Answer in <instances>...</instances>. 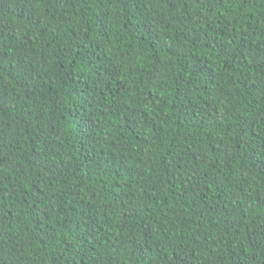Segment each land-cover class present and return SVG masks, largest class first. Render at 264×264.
<instances>
[{
	"label": "trees",
	"instance_id": "1",
	"mask_svg": "<svg viewBox=\"0 0 264 264\" xmlns=\"http://www.w3.org/2000/svg\"><path fill=\"white\" fill-rule=\"evenodd\" d=\"M0 264H264V0H0Z\"/></svg>",
	"mask_w": 264,
	"mask_h": 264
}]
</instances>
